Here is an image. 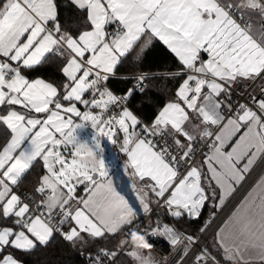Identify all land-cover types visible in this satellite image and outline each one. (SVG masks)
Wrapping results in <instances>:
<instances>
[{"label":"snow or ice","instance_id":"6c2138e0","mask_svg":"<svg viewBox=\"0 0 264 264\" xmlns=\"http://www.w3.org/2000/svg\"><path fill=\"white\" fill-rule=\"evenodd\" d=\"M132 230L264 264V0H0V264H158Z\"/></svg>","mask_w":264,"mask_h":264},{"label":"clouds","instance_id":"9594fccd","mask_svg":"<svg viewBox=\"0 0 264 264\" xmlns=\"http://www.w3.org/2000/svg\"><path fill=\"white\" fill-rule=\"evenodd\" d=\"M106 220H111V217H105ZM127 241L136 251H145L153 253L154 246L150 244L148 239L139 231L132 230L127 237ZM158 264H166L167 257H159Z\"/></svg>","mask_w":264,"mask_h":264},{"label":"trees","instance_id":"16d2710c","mask_svg":"<svg viewBox=\"0 0 264 264\" xmlns=\"http://www.w3.org/2000/svg\"><path fill=\"white\" fill-rule=\"evenodd\" d=\"M168 57V53L163 48V46H159L156 48L154 55L150 58L149 63H152L154 61H159L161 59H164ZM160 103H163V101H160ZM145 111H150L149 109H145ZM207 212H205V216H207ZM155 221V216L151 217V220L149 224L153 223ZM148 224V225H149ZM47 258L51 261V264H60L61 259H68L70 257L66 256L65 253L58 250H52L48 253ZM76 264H82L81 260H77Z\"/></svg>","mask_w":264,"mask_h":264},{"label":"built area","instance_id":"2783aa9c","mask_svg":"<svg viewBox=\"0 0 264 264\" xmlns=\"http://www.w3.org/2000/svg\"><path fill=\"white\" fill-rule=\"evenodd\" d=\"M251 183H252V181H251ZM250 184H249V186H250ZM242 194L243 193H241V195ZM152 216H155V220L157 219V217H160V218H162L163 222L171 223L170 218L166 215V213L163 211V209L157 208L156 206H154V213H153ZM152 216H145L143 218V225H148ZM137 230H139V228ZM149 242L153 243V244H156V247L154 248L153 254H154L156 259H159L160 253L162 252L161 245L165 244L166 242L153 240L152 238H149Z\"/></svg>","mask_w":264,"mask_h":264},{"label":"crops","instance_id":"0c3cea01","mask_svg":"<svg viewBox=\"0 0 264 264\" xmlns=\"http://www.w3.org/2000/svg\"><path fill=\"white\" fill-rule=\"evenodd\" d=\"M116 158H118V157H120V159H121V164H123V156H122V154H120V153H116ZM122 179H127L125 176H123V172H122V169H121V179H117V181H116V183L119 185L120 183H121V180ZM128 194H131L130 195V197L128 198V199H130V200H132L133 202H135V197H134V194L133 193H131V191H129V193ZM126 259V261H127V264H133V262H132V260H131V258L130 257H126L125 258Z\"/></svg>","mask_w":264,"mask_h":264},{"label":"rangeland","instance_id":"374dc122","mask_svg":"<svg viewBox=\"0 0 264 264\" xmlns=\"http://www.w3.org/2000/svg\"><path fill=\"white\" fill-rule=\"evenodd\" d=\"M105 155L106 156H110V157H117L116 153L118 152V150H116L112 145L105 143ZM118 162L121 164V159L120 157L117 158ZM131 194H128V198L130 197Z\"/></svg>","mask_w":264,"mask_h":264},{"label":"bare ground","instance_id":"6f19581e","mask_svg":"<svg viewBox=\"0 0 264 264\" xmlns=\"http://www.w3.org/2000/svg\"><path fill=\"white\" fill-rule=\"evenodd\" d=\"M251 183V180L248 182V184H250ZM239 198V196L237 197V199ZM231 207V206H230Z\"/></svg>","mask_w":264,"mask_h":264}]
</instances>
